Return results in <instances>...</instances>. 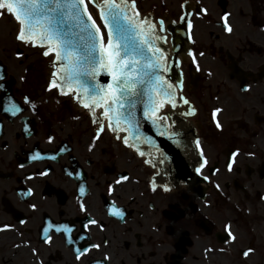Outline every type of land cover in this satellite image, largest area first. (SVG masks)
I'll use <instances>...</instances> for the list:
<instances>
[{
    "label": "flooded vegetation",
    "instance_id": "1",
    "mask_svg": "<svg viewBox=\"0 0 264 264\" xmlns=\"http://www.w3.org/2000/svg\"><path fill=\"white\" fill-rule=\"evenodd\" d=\"M182 3L137 0L142 14L165 19L167 44L160 46L174 60L177 53L173 47L179 45L183 94L198 110L196 115L184 117L178 114L186 110L182 107L172 117L184 147L156 137L171 157L165 165L169 176L157 183L170 181L179 187L170 193L152 192L147 184L152 169L110 134H103L89 151L95 126L87 115L73 120L71 117L80 113L67 98H59L57 104L54 93L44 92L46 68L39 49L24 48L25 57L17 59L14 53L23 46L14 40L16 24L11 16L0 18V63L4 66L0 68L4 74L0 79L4 85L0 88V224L16 225L40 250L45 264H77L73 245L64 235L53 232L54 243L49 247L42 243L40 231L42 220L74 223L72 237L77 245L83 243L78 236L85 217L79 212L78 197L95 218L106 223L104 232L92 228L91 236L96 243L109 239L103 251L110 254L111 264H264V200L260 199L264 193V0H199V4L189 0L193 13L201 5L208 9L203 17H191L195 45L187 38L186 25L170 23L179 20ZM225 11L231 13V34L219 22ZM188 48L205 53L198 57L199 72L187 57ZM173 74L170 71L168 76L175 83ZM21 75L27 82L20 80ZM244 84H250L251 90L242 91ZM25 93L36 96L37 102L48 100L41 114L23 106ZM8 97L20 103L23 112L15 117L6 113ZM215 107L223 109L217 116L224 126L223 134L211 123L210 112ZM146 133L155 135L151 125ZM48 135L54 136L53 143L47 141ZM197 135L209 161L202 174L194 171L200 162L192 143ZM60 147L67 151L50 159ZM141 147L146 153L153 151L150 145ZM236 148L240 153L230 172L227 163ZM36 152L46 158L33 160ZM249 152L255 155L249 156ZM45 168L51 169L47 176L34 175ZM122 173H131L132 182L109 197L107 183ZM81 185L85 187L82 196L78 191ZM28 189L32 192L22 195ZM109 199L123 206V220L106 214ZM31 203L38 205L37 211L29 209ZM21 219L26 220L25 225L19 223ZM229 221L238 239L226 245L223 225ZM19 240L15 231L0 232V264H34L28 248H13ZM250 245L255 254L245 259L240 250ZM205 248L214 251L205 253ZM103 251H93L82 264L100 258Z\"/></svg>",
    "mask_w": 264,
    "mask_h": 264
},
{
    "label": "snow or ice",
    "instance_id": "2",
    "mask_svg": "<svg viewBox=\"0 0 264 264\" xmlns=\"http://www.w3.org/2000/svg\"><path fill=\"white\" fill-rule=\"evenodd\" d=\"M196 2L199 4V0ZM180 8L179 20H172L170 23L186 25L187 38L195 45L191 17L193 14L196 17H203L208 13V9L201 5L193 13L189 0H183ZM5 16H11L14 20L16 24L14 40L23 46L15 51V57L24 58V48L39 49L43 58L41 63L46 68L44 92L54 93L57 104L60 103L59 98H67L66 102L70 101L74 111L79 110L80 113L71 118L79 120L81 116L87 115L90 123L95 126L88 145L89 151L95 149L103 134H110L134 156L141 158L143 165L152 169L147 180L152 192L179 191V187L170 181L157 183L159 178L169 176V170L165 165L171 157L163 151L156 137H165L178 147H184L182 133L177 129V122L172 117L182 107L186 110L179 111L178 114L184 117L194 116L198 110L183 94L185 85L178 54L179 45L173 47V51L177 53L174 60L169 57L166 49L160 46L167 44L165 19L142 14L137 6V0H0V18ZM230 16L231 13L225 11L219 17L223 30L229 34L234 30L229 23ZM204 56L203 51L187 49V57L197 72L201 70L198 57ZM3 67L0 63V68ZM173 68L179 70L175 83L168 76ZM208 75L212 73L209 71ZM102 76L105 79H101ZM3 78L4 74L0 73V79ZM27 79L24 75L20 76L21 81L27 82ZM3 87L4 85L0 84V88ZM241 90L248 92L251 85L244 84ZM7 100L8 104L4 108L6 113L15 117L23 112L24 108L20 103L14 102L11 97ZM47 103L46 99L37 102L36 96L31 93L23 94L22 104L30 108L33 114H41V109ZM222 112L223 109L220 107H215L210 112L211 123L218 134L224 132V126L217 118ZM145 122L151 125L155 135L143 131ZM47 141L53 143L54 136L48 135ZM192 143L200 158L194 171L202 174V169L209 161L198 135ZM141 145H150L153 151L146 153ZM65 151L67 148L60 147L50 159L55 160ZM239 153V148L231 152L227 163L228 171L233 170ZM248 155L254 156L255 153L249 152ZM38 158L46 157L36 152L32 159ZM50 171V168H45L34 175L45 177ZM72 174L68 173L70 176ZM76 175L79 177L80 173ZM202 178L205 181L209 180L208 176ZM131 182V173L119 174L107 183L106 193L111 197L117 188ZM179 183L183 184L184 181ZM215 187L219 189L220 185L216 184ZM78 191L82 196L85 187L79 186ZM31 192L32 189H28L22 195L27 196ZM260 199L264 200V193L260 195ZM77 205L79 212L85 217L78 236V240L83 243L77 245L72 237L76 227L74 223L70 225L42 220L40 235L42 243L49 247L54 243L53 232L64 235L66 242L73 245L77 264H82L84 257L91 256L93 251H103L109 246L110 241L107 237H104L101 243L92 240V228L104 232L106 223L92 215L81 197L77 198ZM28 207L33 212L38 210L36 203H31ZM105 211L108 216L121 220L126 214L123 206L111 199L106 202ZM19 223L25 225L26 220L21 219ZM10 231L17 232L20 237L19 243L13 244L14 249L28 248L35 258L34 264H45L40 258V250L33 247L30 240L24 238L23 232L19 231L16 225L0 224V232ZM223 231L226 233L224 240L226 245L237 241L238 237L234 234L230 221L224 223ZM204 251L209 253L214 249L205 248ZM219 251L223 252L225 249ZM239 254L247 259L255 254V248L250 245L242 248ZM89 264H111L110 254L103 251L100 258H91Z\"/></svg>",
    "mask_w": 264,
    "mask_h": 264
},
{
    "label": "water",
    "instance_id": "3",
    "mask_svg": "<svg viewBox=\"0 0 264 264\" xmlns=\"http://www.w3.org/2000/svg\"><path fill=\"white\" fill-rule=\"evenodd\" d=\"M171 72H173V73H175V75L173 74V77L172 78H174V79H177L178 78V75H179V72H178V70H176L175 68H173L172 70H171ZM101 79H105V77H100ZM149 126H150V124H148L147 122H145V125H144V129H143V131H147V129L149 128ZM173 168H175V169H177L178 167H173ZM183 170H185V168H183ZM185 172H186V170H185Z\"/></svg>",
    "mask_w": 264,
    "mask_h": 264
},
{
    "label": "rangeland",
    "instance_id": "4",
    "mask_svg": "<svg viewBox=\"0 0 264 264\" xmlns=\"http://www.w3.org/2000/svg\"><path fill=\"white\" fill-rule=\"evenodd\" d=\"M10 20H11V17H10Z\"/></svg>",
    "mask_w": 264,
    "mask_h": 264
}]
</instances>
